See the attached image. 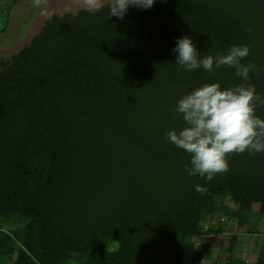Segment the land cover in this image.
I'll return each instance as SVG.
<instances>
[{
  "label": "trees",
  "instance_id": "trees-1",
  "mask_svg": "<svg viewBox=\"0 0 264 264\" xmlns=\"http://www.w3.org/2000/svg\"><path fill=\"white\" fill-rule=\"evenodd\" d=\"M80 11L0 61V258L207 264L196 239L214 234L217 197L237 203L239 235L264 223V153L231 155L211 181L188 176L189 156L164 139L185 126L178 100L244 81L226 67L177 70L172 49L184 36L201 57L248 45L243 63L264 68V0H156L122 20L109 6ZM250 77L264 96V72ZM242 258L264 264V242Z\"/></svg>",
  "mask_w": 264,
  "mask_h": 264
},
{
  "label": "clouds",
  "instance_id": "clouds-1",
  "mask_svg": "<svg viewBox=\"0 0 264 264\" xmlns=\"http://www.w3.org/2000/svg\"><path fill=\"white\" fill-rule=\"evenodd\" d=\"M48 0H32L34 7L47 12ZM86 9L95 14L104 7V0H84ZM156 0H109L110 16L123 19L130 6L149 9ZM248 33L251 28H245ZM177 70L206 72L226 67L244 83L230 88H221L219 83H205L180 98L173 109L184 121L180 130H171L165 141L189 156L185 171L189 177L199 176L206 181L217 175L226 174L229 157L248 153H264V119L257 115L258 108H264V96L257 93L255 85L249 83L250 73L264 72L254 63L244 64L251 49L248 45H232L225 53L201 57L193 40L187 36L176 40ZM195 191L204 194L200 185Z\"/></svg>",
  "mask_w": 264,
  "mask_h": 264
},
{
  "label": "rangeland",
  "instance_id": "rangeland-1",
  "mask_svg": "<svg viewBox=\"0 0 264 264\" xmlns=\"http://www.w3.org/2000/svg\"><path fill=\"white\" fill-rule=\"evenodd\" d=\"M14 2L15 0H0V61L3 62H10L13 57L29 48L33 41L36 42L34 38L48 28L55 17H74L82 13L80 10L88 11L84 0H48L47 12L51 13L50 16L42 15L41 9L33 6L32 0H17V4L11 8ZM107 6L109 0H104L102 9ZM255 211L257 214V209ZM237 216V203L225 196L215 199L212 217L218 224L217 230L214 228L213 235L196 239L197 245L203 244L207 249V264H242L243 255L259 252L264 242V223L251 224L245 228L251 234L239 235L236 232ZM1 228H6L3 221L0 222ZM15 262L14 256L0 258V264Z\"/></svg>",
  "mask_w": 264,
  "mask_h": 264
},
{
  "label": "crops",
  "instance_id": "crops-1",
  "mask_svg": "<svg viewBox=\"0 0 264 264\" xmlns=\"http://www.w3.org/2000/svg\"><path fill=\"white\" fill-rule=\"evenodd\" d=\"M28 35H30V34H28ZM31 35H35V33H31ZM215 230H217V228H215ZM211 237V236H210Z\"/></svg>",
  "mask_w": 264,
  "mask_h": 264
}]
</instances>
